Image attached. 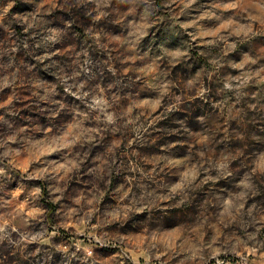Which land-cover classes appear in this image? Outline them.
<instances>
[{"label":"clouds","instance_id":"obj_1","mask_svg":"<svg viewBox=\"0 0 264 264\" xmlns=\"http://www.w3.org/2000/svg\"><path fill=\"white\" fill-rule=\"evenodd\" d=\"M258 37L264 0H0V264H100L109 245L130 264H264ZM181 99L211 110L194 113L196 133ZM157 112L174 113L194 148L177 159L185 152L168 145L151 172L117 163ZM220 119L242 134L221 136ZM101 148L98 166L90 153ZM165 169L175 175L161 181ZM114 173L124 186L105 200ZM190 204L200 214L185 231L169 208ZM69 229L71 242L60 237Z\"/></svg>","mask_w":264,"mask_h":264},{"label":"rangeland","instance_id":"obj_2","mask_svg":"<svg viewBox=\"0 0 264 264\" xmlns=\"http://www.w3.org/2000/svg\"><path fill=\"white\" fill-rule=\"evenodd\" d=\"M206 2V0H205ZM177 11H179L177 9ZM162 18H164L165 14L161 13ZM159 26V25H158ZM257 39H264V37H258ZM179 47H183L182 45L177 46L173 50H178ZM204 49H196L193 47V51L191 53L192 59L203 65L204 67H208L206 60L199 53ZM179 65L176 68L170 69L172 74L175 76L177 80L182 81L184 79V74L179 71ZM131 74V71H129ZM141 91L144 89L141 87ZM179 95V93H177ZM31 99V97H27L23 104L19 105L24 111H27V103ZM181 104V115L185 124L188 126L192 133H196L199 131L196 124L193 123V116L195 112H206L209 115H212L211 110L208 105H201L199 102H193L191 100L185 102L183 99L180 101ZM162 111V110H161ZM174 113L168 114L166 116H162L160 112L154 113L151 119H153L154 123L151 129H149V134L145 136V142L140 145H133L131 147H124V141L121 143V147L123 149L122 153L117 155V163H120L121 159L124 162L133 164L138 166L141 171L151 172L154 167H156V159L159 157H163L167 155L165 149L168 145H175L172 149L173 153L176 152H185V149L190 147L194 148L192 144V140L186 136L182 130V125H177L173 123ZM259 123H264V121H258ZM213 123L217 125L221 130V136L225 130L232 131L237 133L238 135L242 134V129L240 128H231L229 127V122L220 119L214 120ZM246 127L251 130L253 125L249 122ZM241 155L244 153L240 151ZM97 161L98 166L104 162L105 151L101 149H94L93 153H90V156H93ZM187 156L185 152V156H176L177 159H184ZM239 171V169H237ZM175 175V170L169 171L165 169L164 172L161 173L160 179L161 181H166L169 177ZM125 180L127 177L124 178ZM118 181H120L119 187L124 186V182L121 181V175L114 173L111 176V182L108 184L100 185L101 189L104 191V199L105 200H115L116 192L118 188ZM71 188V185L69 186ZM90 191L91 189L85 185L84 189ZM199 204L203 207H208L204 205L203 200L197 197ZM193 203H197V201H193ZM57 207L53 206L49 208L48 212V222L49 224L55 226L57 223ZM209 211L211 209L209 208ZM170 215L176 217L177 220L180 221V226L185 231L191 230V225L193 224L195 218L200 214L199 207H193L191 204L186 205L183 209L170 207L169 208ZM94 226H96L94 224ZM105 231L108 232L107 226L105 227ZM109 235H113V233L108 232ZM60 237L68 240L69 242L73 241L77 237L73 234L72 230L69 229L67 231L61 230ZM207 238V233L205 234V239ZM82 239V237H81ZM87 243V241H85ZM98 247V246H97ZM119 245H109L107 248L103 249L100 254V264H130V261L123 257L122 253L119 251ZM115 248L116 251L112 252L111 249ZM7 257V254H5ZM231 260V264H236L235 259L229 258ZM139 264H144V261L141 259ZM168 264H175L174 259H170Z\"/></svg>","mask_w":264,"mask_h":264}]
</instances>
